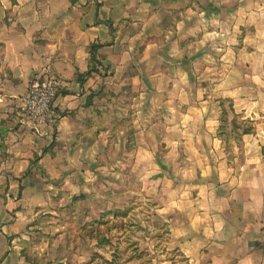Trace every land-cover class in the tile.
<instances>
[{"label": "crops", "instance_id": "crops-1", "mask_svg": "<svg viewBox=\"0 0 264 264\" xmlns=\"http://www.w3.org/2000/svg\"><path fill=\"white\" fill-rule=\"evenodd\" d=\"M1 2L0 264L3 232L56 203L31 173L152 227L157 264H264V0ZM42 73L62 88L36 131L19 108Z\"/></svg>", "mask_w": 264, "mask_h": 264}, {"label": "rangeland", "instance_id": "rangeland-1", "mask_svg": "<svg viewBox=\"0 0 264 264\" xmlns=\"http://www.w3.org/2000/svg\"><path fill=\"white\" fill-rule=\"evenodd\" d=\"M0 10H2V2ZM31 175L33 180L44 176L47 183L55 182L54 186L60 191L56 194L55 204H48L47 197L44 196V206H38L35 211L29 213L18 232L4 231L5 224L17 222L15 210L8 204L10 194L5 193L6 207L11 218L2 225L4 231L2 242H5L2 256L12 254L10 264L14 262L16 264H157L163 260L159 256L162 248L159 247V235H150L149 229L152 227L142 224V221L136 222L138 220L134 218L130 219L131 222L122 224L123 226L117 222L118 230H122L117 231V234L123 238L116 239L117 234H114L116 226L107 228L114 222L109 219L108 223L103 222L99 226L107 237H111L110 243L101 245L96 240L85 239L82 227L78 225L82 214L86 222L101 217L98 210H92L93 201L85 202L87 196L84 193L70 197L59 182V179L62 180L61 176L57 179L54 178L56 175L54 176L53 173H31ZM79 195H83L80 203L77 202V205L72 203L74 197ZM118 216L122 217L120 214ZM108 217L107 213L105 218ZM120 218L115 220L119 221Z\"/></svg>", "mask_w": 264, "mask_h": 264}, {"label": "built area", "instance_id": "built-area-1", "mask_svg": "<svg viewBox=\"0 0 264 264\" xmlns=\"http://www.w3.org/2000/svg\"><path fill=\"white\" fill-rule=\"evenodd\" d=\"M62 88L61 79L55 74L42 73L36 76L29 92L21 98L20 122L36 131L47 124L58 121L55 100Z\"/></svg>", "mask_w": 264, "mask_h": 264}, {"label": "trees", "instance_id": "trees-1", "mask_svg": "<svg viewBox=\"0 0 264 264\" xmlns=\"http://www.w3.org/2000/svg\"><path fill=\"white\" fill-rule=\"evenodd\" d=\"M12 2L15 4L17 2V0H12ZM0 4H1V0H0ZM225 112H226V114H224V116L222 118L219 136H227V134H230V131L226 127V124L228 122V113H227V111H225ZM250 130H251V128H245V129H243V132L244 133L249 132ZM82 198H83V195L75 196L72 203L77 205V202L80 203ZM105 215L106 214L101 215L100 219H93V221H91V222H86L85 217L82 214V216L80 217V220L78 222V225L80 226V228L82 227V233H83V237L85 239L96 240L101 245H105V244L111 242V237L110 238L107 237L104 233V230L100 229V226H99L103 222L108 223V221H110L109 219L105 218ZM116 224L117 223L110 224L107 226V228L110 229V227H115V226H117Z\"/></svg>", "mask_w": 264, "mask_h": 264}]
</instances>
